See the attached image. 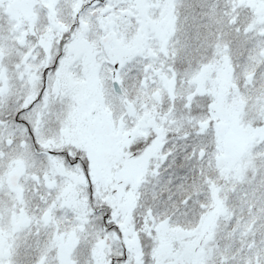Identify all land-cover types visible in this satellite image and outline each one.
Here are the masks:
<instances>
[{
    "label": "snow or ice",
    "instance_id": "obj_1",
    "mask_svg": "<svg viewBox=\"0 0 264 264\" xmlns=\"http://www.w3.org/2000/svg\"><path fill=\"white\" fill-rule=\"evenodd\" d=\"M0 264H264V0H0Z\"/></svg>",
    "mask_w": 264,
    "mask_h": 264
}]
</instances>
